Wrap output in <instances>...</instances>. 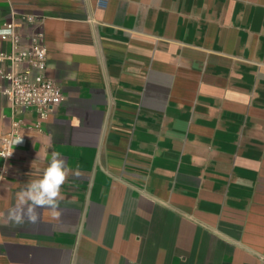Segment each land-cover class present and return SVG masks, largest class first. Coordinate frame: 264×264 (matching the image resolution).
<instances>
[{
  "label": "crops",
  "instance_id": "obj_1",
  "mask_svg": "<svg viewBox=\"0 0 264 264\" xmlns=\"http://www.w3.org/2000/svg\"><path fill=\"white\" fill-rule=\"evenodd\" d=\"M12 22L64 100L39 123L0 92V264H264V0H0ZM54 151L59 217L15 223Z\"/></svg>",
  "mask_w": 264,
  "mask_h": 264
},
{
  "label": "built area",
  "instance_id": "obj_2",
  "mask_svg": "<svg viewBox=\"0 0 264 264\" xmlns=\"http://www.w3.org/2000/svg\"><path fill=\"white\" fill-rule=\"evenodd\" d=\"M28 21H32V18H28ZM16 26L12 22L0 31V38L13 46L11 53H0V63L8 61L12 65L10 71L0 70L1 77L7 81V86L3 89L0 87V92L20 113L34 110L40 123L48 119L63 102L64 95L61 87L46 74L48 51L44 44V35L33 34L30 42L24 45L21 44V35L16 31ZM20 66L22 69H17ZM20 124L14 122L9 136L2 139L0 157L5 161L14 157L13 149L20 145L12 143L20 136Z\"/></svg>",
  "mask_w": 264,
  "mask_h": 264
},
{
  "label": "clouds",
  "instance_id": "obj_3",
  "mask_svg": "<svg viewBox=\"0 0 264 264\" xmlns=\"http://www.w3.org/2000/svg\"><path fill=\"white\" fill-rule=\"evenodd\" d=\"M22 142V136L15 138L14 145ZM72 169L66 165L58 152H52L48 166L38 179L28 181L16 193L17 207L9 213V218L17 224L25 222L35 224L40 219V209H48L53 218H58L59 202L62 199L61 189Z\"/></svg>",
  "mask_w": 264,
  "mask_h": 264
}]
</instances>
